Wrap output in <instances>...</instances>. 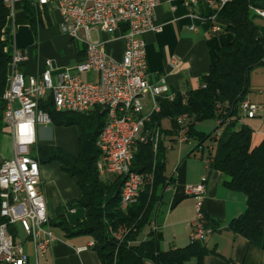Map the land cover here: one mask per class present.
Returning <instances> with one entry per match:
<instances>
[{
  "label": "trees",
  "instance_id": "1",
  "mask_svg": "<svg viewBox=\"0 0 264 264\" xmlns=\"http://www.w3.org/2000/svg\"><path fill=\"white\" fill-rule=\"evenodd\" d=\"M19 8L23 11L16 23L30 24L37 34L39 26L45 23L40 10L28 1ZM256 8L264 9V0H229L217 10L222 30L234 32L235 39L221 46L219 61L201 76L197 88L176 91L174 99L160 98V111L146 124L150 136L137 142L131 163L132 169L143 175L144 184L139 195L125 208L121 195L124 178H106L99 171L101 149L98 140L107 121L105 109L97 106L88 112L59 111L51 96L41 102L56 124L79 127L77 154L59 145H40L35 157L40 164L59 161L64 171L77 178L82 193L76 201L86 208V217L75 226L65 220L58 224L68 234L91 236L92 247L101 264H183L192 258H197L201 264L204 256L210 253L199 240H192L184 247L161 250L160 232L155 227L164 189L174 180L166 174L167 146L162 134L177 139L182 129L178 118L184 115L187 136L197 141L193 152L208 147L210 166L229 176L226 181L229 188L247 196V208L230 221L231 229L247 238L251 246L264 251V137L254 144L253 128L241 123L245 114L241 103L253 90L250 73L264 66V17ZM9 16L10 8L0 0V141L7 129L4 93L13 56L7 49ZM212 23L208 20L207 26L211 27ZM84 56L85 51L81 58ZM165 118L170 119L172 126L163 132L160 124ZM206 119L218 121L211 133L196 128L197 122ZM156 128L160 130L157 147ZM209 140L211 143L207 145ZM1 163L0 160V167ZM6 220L0 213V224ZM204 223L212 231L221 224L205 215ZM146 229L150 230V237L140 241L139 236ZM12 230L17 233V227L12 226ZM228 264L235 263L230 260Z\"/></svg>",
  "mask_w": 264,
  "mask_h": 264
},
{
  "label": "built area",
  "instance_id": "2",
  "mask_svg": "<svg viewBox=\"0 0 264 264\" xmlns=\"http://www.w3.org/2000/svg\"><path fill=\"white\" fill-rule=\"evenodd\" d=\"M27 1L37 6L43 19L57 23L61 31L81 40L85 56L74 69L56 68L52 59H47V67L40 74L27 75L21 65L30 58L28 49L16 47L12 51L4 119L12 133L13 152L1 163L4 183L0 213L7 220L0 224V264H31L22 233L33 246L35 264L57 240L42 188L41 164L32 152L38 125L53 122L41 106L42 101L51 96L59 111L88 112L97 106L105 109L107 121L98 140L99 171L124 178L121 195L125 208L141 191V173L133 170L131 163L136 144L142 140L143 121L152 119L161 107L160 98L176 96L164 76L157 82L150 79L144 34L162 30L155 15L159 0H9L11 17H16L20 5ZM168 1H181L191 9L195 20L192 28L211 20L214 32L222 30L215 21L217 10L229 0ZM199 6L205 12L194 11ZM256 11L264 17V9ZM118 29L124 31L125 40L121 59L109 54L101 37ZM83 73H95L97 78L85 79ZM147 101L151 109L145 112ZM241 108L248 117H255L261 110L248 98L242 101ZM178 122L182 125L180 141H188L186 118H178ZM159 137L160 130L156 128L157 144ZM187 190L197 198L192 240L203 241L212 232L204 223L206 184L190 185ZM12 226L17 227V233Z\"/></svg>",
  "mask_w": 264,
  "mask_h": 264
},
{
  "label": "crops",
  "instance_id": "3",
  "mask_svg": "<svg viewBox=\"0 0 264 264\" xmlns=\"http://www.w3.org/2000/svg\"><path fill=\"white\" fill-rule=\"evenodd\" d=\"M23 10H17L16 17H8L6 25V38L9 40L7 49L13 51L16 47L26 48L29 51V60L21 65L27 75L40 74L46 67V60L52 59L56 68L74 69L81 58L82 48H75L72 44L64 45L62 41L72 39L67 33H62L60 27L44 19V26H39L35 34L32 26L27 23L17 24L16 19ZM196 12H205L203 6L195 7ZM156 22L162 26L161 31H147L144 34L147 45L150 79L153 82L164 76L173 92L187 91L197 88L200 78L220 59V48L235 39L234 32L220 30L214 32L212 27L205 23H195L191 16V9L181 1L159 0L155 9ZM221 25L222 21L215 19ZM213 22V21H212ZM22 25L26 28H22ZM19 31V33H18ZM32 32L34 35H32ZM124 31L118 29L113 33H103L101 37L106 41L107 51L116 59L123 57L125 40ZM96 36V35H95ZM68 48L67 58L59 56V50ZM71 49V50H70ZM69 57H75L70 62ZM85 79H95V73H83ZM252 87V84H251ZM264 94L263 89H258ZM253 91V90H252ZM247 98L252 101L251 93ZM253 102V101H252ZM261 106V105H260ZM151 109V103H145V112ZM263 115V109L257 116ZM249 117V118H255ZM217 125L218 121L215 120ZM245 122L242 118L241 123ZM169 123V124H165ZM246 123V122H245ZM171 121L165 118L160 127L164 132L171 128ZM162 132V133H163ZM79 127L77 125H61L52 122L37 127L36 143L32 152L37 155L40 145H59L70 152L77 154L80 149ZM172 145L180 144L178 148L176 171L166 174L174 178L173 182L164 189V198L160 212L155 219V227L160 232V249L170 250L187 246L192 242L193 219L196 215V196L188 193V186L201 182L206 184L203 201L204 215L220 221V226L203 239V244L211 250L206 254L201 264H264V251L250 245L247 238L236 234L230 227V221L247 208V196L244 192L231 189L226 181L229 176L210 166L208 154L187 148L186 143L191 140L180 141L164 136ZM264 133L257 134L253 143L258 144ZM165 141V140H164ZM12 133L6 129L0 144V160L10 157L13 152ZM166 144V142H165ZM42 188L44 190L48 215L57 240L46 253L39 257V264H101L97 252L92 247L93 239L86 234H68L58 224L65 220L71 226L86 217V208L81 206L76 199L81 195L82 189L77 178L72 177L63 170L59 161L41 163ZM112 178L114 175H103ZM62 215V216H61ZM150 237V230L146 229ZM147 238V237H145ZM22 239L30 254L31 264H35L36 257L31 242L22 233ZM183 264H200L197 258H192Z\"/></svg>",
  "mask_w": 264,
  "mask_h": 264
},
{
  "label": "rangeland",
  "instance_id": "4",
  "mask_svg": "<svg viewBox=\"0 0 264 264\" xmlns=\"http://www.w3.org/2000/svg\"><path fill=\"white\" fill-rule=\"evenodd\" d=\"M260 22H262V20H259ZM56 24L57 23H53ZM25 28L24 25H22L23 29ZM26 29V28H25ZM19 33V31H18ZM62 33H64L62 31ZM32 35L33 32H32ZM64 43V45H68V44H72L75 48H82L83 46V42L81 40H76L74 38H70L68 40L62 41ZM71 50V49H70ZM59 56H61L62 58H67V56L69 55V50L68 48H65V46H62V48L59 50ZM68 59H70V62H74L75 61V57H69ZM250 84H252V88L253 91L251 93V98L252 101L261 105V108L263 109V115L262 116H257L255 118H249L248 116H246V114H243V119L245 120V122L247 124H249L253 130H254V136L257 134H262L264 133V94H261L259 92L258 89H263L264 90V66H259L257 68H254L251 73H250ZM165 124H169V123H165ZM217 126V123L215 121V119H206V120H202L197 122L196 128L198 130L204 131L206 133H211ZM166 142V146H167V154H166V170L167 172L169 171V173L173 170V172L176 171L177 165L178 163H176L177 161V154H178V148L181 146L180 144L177 145H172V142L169 139H164ZM191 143H186L185 146L188 148H193L194 145H196L197 141L196 139L192 138L190 139ZM2 141V140H1ZM0 141V144H1ZM210 140L207 142V145H210ZM12 146H13V142H12ZM197 151H202V150H196ZM205 152V154L207 155L209 152L208 147L205 148V150H203ZM171 175V173H170ZM149 236V234L147 233V230L143 231L140 236H139V240H144L147 239ZM147 237V238H145Z\"/></svg>",
  "mask_w": 264,
  "mask_h": 264
},
{
  "label": "bare ground",
  "instance_id": "5",
  "mask_svg": "<svg viewBox=\"0 0 264 264\" xmlns=\"http://www.w3.org/2000/svg\"><path fill=\"white\" fill-rule=\"evenodd\" d=\"M5 2H6V4L8 5V7L10 8V16H12V8H11V6H9V0H4ZM6 99V98H5ZM160 109H161V107H159V109L156 111V112H158V111H160ZM179 118H186V116L184 115V116H181V117H179ZM151 119H144V121H143V126H142V140L141 141H143V140H145V139H147L148 138V136H150L149 135V133L151 132L149 129H147V122H149ZM153 131H155V130H153ZM152 131V132H153ZM154 133V132H153ZM152 133V134H153ZM155 146L157 147V139H156V132H155ZM102 137V132H101V134H100V137H99V139ZM153 138V137H152ZM154 140V139H153ZM3 183H4V176H2V168L0 167V187H1V192H2V189H3ZM143 184H144V177H143V175L141 174V188H142V186H143ZM139 195V193H136V194H134V199L137 197ZM133 199H130V202L132 201Z\"/></svg>",
  "mask_w": 264,
  "mask_h": 264
}]
</instances>
